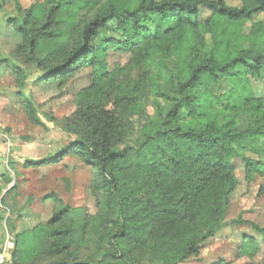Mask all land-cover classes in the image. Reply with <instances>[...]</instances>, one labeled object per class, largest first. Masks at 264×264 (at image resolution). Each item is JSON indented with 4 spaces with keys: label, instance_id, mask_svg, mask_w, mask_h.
<instances>
[{
    "label": "trees",
    "instance_id": "16d2710c",
    "mask_svg": "<svg viewBox=\"0 0 264 264\" xmlns=\"http://www.w3.org/2000/svg\"><path fill=\"white\" fill-rule=\"evenodd\" d=\"M90 3L46 0L28 10L14 23L21 37L15 54L50 82L84 66L101 80L111 50L133 52L141 78H127L120 111L103 100L85 103L63 122L73 142L57 156L29 162L79 158L93 169L98 213L64 206L18 236L13 264L41 256L37 264H183L225 225L239 185L235 159L244 162L247 181L264 177V94L252 82L264 80V23L254 22L264 0L241 7L227 0H106L84 24ZM74 23L77 35L61 49L69 32L58 27ZM112 23L121 38L103 39ZM16 73L21 82L24 71ZM145 93L155 101L144 117ZM23 101L39 124L31 100ZM244 223L264 236V228L241 217L232 222Z\"/></svg>",
    "mask_w": 264,
    "mask_h": 264
},
{
    "label": "rangeland",
    "instance_id": "374dc122",
    "mask_svg": "<svg viewBox=\"0 0 264 264\" xmlns=\"http://www.w3.org/2000/svg\"><path fill=\"white\" fill-rule=\"evenodd\" d=\"M89 1L91 3L82 21L84 24L106 0ZM252 1L227 0L234 7ZM45 2L0 0V264H13L19 260L18 236L39 224H46L64 206L81 210L88 216L98 213L92 193L93 169L79 158L68 155L57 165L41 167L30 166L29 162L57 156L73 142V137L64 132L63 122L85 103L103 100L110 110L120 111V98L127 89V78L138 81L142 74L137 68L135 53L111 50L106 56L109 74L101 80L95 78L93 67L84 66L73 70L62 80L42 81L46 73L15 54L21 37L14 23L22 21L28 10L36 5H45ZM254 22L264 23V11L256 16ZM250 26L249 23L245 27V33H249ZM74 27L75 23L58 27L59 31L69 32L59 44L61 49L66 48L77 35ZM114 28L116 24L112 23L109 30L102 33V38L120 39L118 33L112 32ZM93 44H99V40ZM55 48V44L48 47L47 54ZM46 56L44 54L42 58ZM18 68L25 75L21 82L16 73ZM252 82L255 89L264 94V80L253 78ZM24 96L31 100L39 124L32 121ZM154 101L155 98L148 93L142 96L144 117L153 114ZM234 164L239 185L231 196L225 225L202 245L197 256L183 264H264V236L250 224H232L241 217L244 222L264 228V177L247 181L244 162L235 159ZM94 249L91 246L88 251L93 253ZM246 250L251 253L245 255ZM42 261L44 257L41 256L30 264Z\"/></svg>",
    "mask_w": 264,
    "mask_h": 264
}]
</instances>
